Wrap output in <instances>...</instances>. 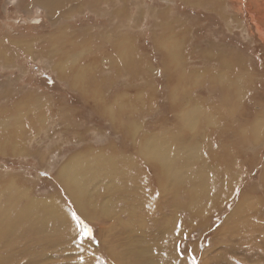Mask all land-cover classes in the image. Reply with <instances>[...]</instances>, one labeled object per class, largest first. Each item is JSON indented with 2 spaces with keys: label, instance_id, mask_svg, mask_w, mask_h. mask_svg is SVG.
<instances>
[{
  "label": "rangeland",
  "instance_id": "374dc122",
  "mask_svg": "<svg viewBox=\"0 0 264 264\" xmlns=\"http://www.w3.org/2000/svg\"><path fill=\"white\" fill-rule=\"evenodd\" d=\"M104 1L64 4L52 26L0 0L13 34L0 35V204L19 195L40 225L15 261L264 264V19L251 0H220L226 18L193 0ZM155 142L165 160L149 158ZM71 161L80 200L59 174Z\"/></svg>",
  "mask_w": 264,
  "mask_h": 264
},
{
  "label": "bare ground",
  "instance_id": "6f19581e",
  "mask_svg": "<svg viewBox=\"0 0 264 264\" xmlns=\"http://www.w3.org/2000/svg\"><path fill=\"white\" fill-rule=\"evenodd\" d=\"M76 0H17V3H15V5H13L12 3H8L7 6H6V9L9 8L10 5H12L13 7L15 6L16 10H21L23 9V11L25 9H30L29 8V3L32 4V7L33 9L34 8H40L42 9V11H45L47 17L49 16V20H50V24L49 25H56L54 24V20H55V16H59L64 13V11H62V7L64 6V4H68L71 8L68 9L69 11H72L73 9H75L76 7L75 6H79V4L77 3H74ZM103 0H101L102 2ZM112 0H105L104 2H111ZM186 1H190V0H185L184 2ZM196 2L197 5H200L202 3V5L204 6V8H212L214 10H216L217 12L221 13L223 15L224 18L227 17V14L226 11L222 8H220V0H203V1H197V0H193ZM243 1V0H242ZM263 1V0H262ZM222 2V1H221ZM235 2V1H234ZM241 2V1H240ZM246 2V1H245ZM261 0H251V2L247 3V6H249V4H253L256 6V9L255 11L253 12L254 14L252 15V19H254L255 22H259L261 21V19H264V12L261 14L259 11H258V8L260 6V3ZM79 3V2H78ZM243 3V2H242ZM222 4V3H221ZM263 4V3H262ZM246 5V4H245ZM69 6H65V7H69ZM242 6V5H241ZM202 7V6H201ZM264 7V6H263ZM203 8V9H204ZM5 9V10H6ZM251 9V8H250ZM241 10V9H240ZM264 10V9H263ZM22 11V10H21ZM22 11V12H23ZM29 12V11H28ZM27 12V13H28ZM212 12V10H211ZM31 14L33 13V10H31L30 12ZM218 13V14H219ZM250 14V13H249ZM65 15V13H64ZM63 16V15H62ZM218 17V16H217ZM28 19V18H27ZM30 21H33V18L30 19ZM222 21V20H221ZM65 22V21H64ZM32 23V22H31ZM49 23V22H48ZM60 23V22H59ZM261 23V28H262V32L264 33V22H260ZM24 24V23H23ZM28 24V23H27ZM12 25V24H11ZM67 24H65L63 27H61L60 29L58 28L57 29V33H52L54 31H49V33L47 35H68L69 31H68V28L69 27H66ZM70 25V24H69ZM74 25V24H73ZM256 25V24H255ZM258 27V26H257ZM80 28V27H79ZM71 29V28H70ZM72 31V29H71ZM85 32V31H84ZM256 32V31H255ZM259 32V31H258ZM18 33V32H17ZM71 33L73 34H69V35H78L77 32L75 31H72ZM83 32H80V34H82ZM2 35H13L11 33V31L7 30L5 32H2L1 33ZM0 34V35H1ZM21 34V33H19ZM19 34H14V35H19ZM24 35H29V34H24ZM10 41V40H9ZM27 41V40H26ZM4 41L1 40L0 38V61L1 59L3 58L4 56V52H2L1 48H4V47H1L2 43ZM24 43V42H23ZM30 48H32L31 46H29ZM28 47V49H29ZM35 47V46H34ZM51 47V46H50ZM60 48V46H59ZM33 50V49H32ZM51 50V49H50ZM54 50H57L56 48H54ZM59 50V49H58ZM25 51V50H24ZM45 51V50H44ZM53 51V49H52ZM30 52V51H29ZM60 52V51H59ZM211 52V51H210ZM53 53H51L52 55ZM220 54V53H219ZM233 55V54H231ZM9 56V55H8ZM222 56V55H221ZM224 56V54H223ZM222 56V57H223ZM229 56V55H228ZM227 56V57H228ZM238 56V55H237ZM231 57V56H230ZM229 57V58H230ZM234 57V56H233ZM9 58V57H8ZM212 60L216 61L218 63V59L217 58H212ZM223 60V59H222ZM228 60V59H227ZM231 61H233L234 63L231 62L232 65L236 66L241 64V60L242 59H236V58H231L230 59ZM224 61V60H223ZM3 62V61H2ZM64 62V61H63ZM67 62V61H66ZM65 62V64L61 63V64H57L55 67L59 68L60 70L64 71V67L67 65V63ZM226 62V60H225ZM224 64V63H223ZM222 64V65H223ZM227 65V64H226ZM224 74V73H223ZM218 75V74H217ZM231 75V74H230ZM220 76V75H218ZM224 76V75H223ZM221 77V76H220ZM218 78V77H217ZM216 80V79H215ZM221 80H223L221 78ZM235 80V79H234ZM218 81V80H217ZM226 82V81H225ZM220 84V82H219ZM224 84V83H223ZM228 84V83H227ZM233 85V84H232ZM222 86V85H221ZM234 86V85H233ZM232 86V87H233ZM223 89V87H221ZM219 89V88H218ZM225 90V89H224ZM241 90V89H240ZM238 90V93L239 91ZM217 92V91H216ZM218 93V92H217ZM237 93V92H236ZM235 93V94H236ZM243 94V93H242ZM244 95V94H243ZM242 96V95H241ZM238 97V95H237ZM215 101V100H214ZM242 102V101H241ZM197 110V109H196ZM195 110V112H196ZM224 110V109H223ZM194 111V108L193 110ZM199 111V110H197ZM193 113V112H191ZM242 113V112H241ZM196 114V113H194ZM239 114H240V111H239ZM241 115V114H240ZM197 116V115H196ZM244 117V116H243ZM17 118V117H16ZM247 118V116L245 117ZM249 118V117H248ZM14 120V118H13ZM21 120V119H20ZM255 120V119H254ZM2 121V120H1ZM4 121V120H3ZM8 121V120H6ZM261 121V120H260ZM3 123V122H2ZM10 123V122H9ZM18 123V122H17ZM16 123V124H17ZM258 123V122H257ZM195 124V123H194ZM256 124V123H255ZM237 126V125H236ZM257 127V126H256ZM264 127L263 125L261 126V128ZM251 128V127H250ZM254 129V128H253ZM262 130V129H261ZM257 131V130H255ZM264 131V130H263ZM258 132H261V131H258ZM253 133V132H252ZM2 134V133H1ZM0 134V135H1ZM261 134V133H260ZM7 135V134H6ZM262 135V134H261ZM11 137V135H10ZM253 137V136H252ZM14 138V137H13ZM256 138V137H255ZM18 140V139H17ZM4 141H7V140H4ZM2 141V142H4ZM159 142V141H158ZM154 144V143H153ZM155 144H159L157 142H155ZM154 144V146H155ZM251 144V143H250ZM255 144V143H254ZM8 145V144H7ZM15 145V148L17 146L16 143H14ZM163 145V144H161ZM171 145V144H169ZM168 145V146H169ZM4 146V144H3ZM20 146V145H19ZM153 146V145H152ZM157 146V145H156ZM159 148H160V144L158 145ZM165 146V145H164ZM166 146V147H168ZM252 146H256V145H253ZM258 146V145H257ZM12 147V146H11ZM170 147V146H169ZM157 148V147H156ZM164 148V147H163ZM197 148V147H196ZM249 148V147H248ZM6 149V148H5ZM149 149V148H148ZM161 149V148H160ZM165 149V148H164ZM168 149V148H167ZM175 150V148H172ZM191 149V148H190ZM7 150V149H6ZM192 150V149H191ZM198 150V149H197ZM201 151V149H199ZM253 150V149H252ZM10 151V150H9ZM168 151H170V149L168 150H165L163 151V149L161 150H153L152 149L150 151H147L149 153V158H153V159H158V160H165V158L167 157L168 155ZM171 152V151H170ZM190 152V151H189ZM195 152V151H194ZM193 152V153H194ZM16 153V152H15ZM192 153V152H191ZM197 152L194 153V155L196 154ZM218 155V154H217ZM198 156V155H197ZM233 157V156H232ZM221 160V159H220ZM225 160V159H224ZM222 161V160H221ZM174 162V161H173ZM172 162V163H173ZM224 162V161H223ZM222 163V162H221ZM225 163V162H224ZM171 164V163H170ZM223 164V163H222ZM80 165L81 163H78L76 164V162L74 161H71V162H68L66 164H63L61 166V168L59 169V174L62 175V178H63V185L65 186V189L66 191L71 194V196L75 199L77 197V200H80L81 197H78V194L74 191H71L72 188H76L83 191V182H84V178H85V175L81 174L79 171H78V168H80ZM174 165V164H173ZM225 165V164H223ZM226 166H228V164H226ZM97 167V166H96ZM172 168H174L172 166ZM101 169V168H100ZM175 169V168H174ZM92 170V169H91ZM230 172V171H229ZM264 173V172H263ZM88 174V173H87ZM89 175V174H88ZM91 175V173H90ZM93 176V175H92ZM235 176V175H233ZM240 178V177H239ZM96 179V177H95ZM263 179V178H262ZM236 180V179H235ZM86 182V181H85ZM224 182V181H223ZM88 184V183H87ZM240 184V183H239ZM261 184V183H260ZM84 185V184H83ZM232 186H233V183H232ZM228 187V186H227ZM231 188V187H230ZM258 188V187H257ZM231 191V190H230ZM25 198V203L28 204L31 206V199H30V196L29 194H27L26 192L23 194ZM20 196L16 195V200L13 198L12 200L9 201V203H11V206H8L6 204H0V250L1 248L3 247V255L1 256L0 255V264H17V256L20 258V259H25L26 257L30 258L31 256H33V249L31 247V245H29L28 243L32 242L33 238H37V233L39 232L40 233V225L36 223V219H35V215H30V214H33V211L32 210H29L28 212L25 211L26 208L24 207H21V208H17V200H19ZM254 199V198H253ZM251 200V199H250ZM20 202V201H18ZM13 203V204H12ZM23 203V204H25ZM264 205V204H263ZM23 206V205H22ZM29 207V206H27ZM31 208V207H30ZM27 210V209H26ZM260 210V209H259ZM27 214H26V213ZM25 213V214H24ZM30 215V216H29ZM243 217V216H242ZM249 227V226H248ZM252 227V226H251ZM21 228L23 230V232L20 234V236H18L19 234L17 233L18 229ZM244 228V227H243ZM20 232V231H19ZM35 236V237H33ZM3 238H7L9 241L8 244H5V242L2 241ZM25 239V244L21 246V249L18 251V252H15V248L19 247L21 245V243L23 242L22 240ZM7 243V241H6ZM2 252V251H1ZM5 257V258H4ZM16 258L17 260L15 261ZM28 258V259H29ZM31 259V258H30ZM20 261V260H19ZM22 261V260H21ZM21 263V262H19Z\"/></svg>",
  "mask_w": 264,
  "mask_h": 264
},
{
  "label": "crops",
  "instance_id": "0c3cea01",
  "mask_svg": "<svg viewBox=\"0 0 264 264\" xmlns=\"http://www.w3.org/2000/svg\"><path fill=\"white\" fill-rule=\"evenodd\" d=\"M3 92H5V93H10L9 91H3Z\"/></svg>",
  "mask_w": 264,
  "mask_h": 264
},
{
  "label": "snow or ice",
  "instance_id": "6c2138e0",
  "mask_svg": "<svg viewBox=\"0 0 264 264\" xmlns=\"http://www.w3.org/2000/svg\"><path fill=\"white\" fill-rule=\"evenodd\" d=\"M86 231H90V230H87V229H86Z\"/></svg>",
  "mask_w": 264,
  "mask_h": 264
}]
</instances>
